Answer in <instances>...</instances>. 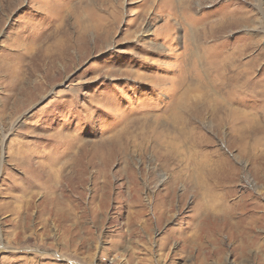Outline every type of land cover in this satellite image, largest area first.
Instances as JSON below:
<instances>
[{
    "label": "rangeland",
    "instance_id": "rangeland-1",
    "mask_svg": "<svg viewBox=\"0 0 264 264\" xmlns=\"http://www.w3.org/2000/svg\"><path fill=\"white\" fill-rule=\"evenodd\" d=\"M263 131L264 0H0V264H264Z\"/></svg>",
    "mask_w": 264,
    "mask_h": 264
},
{
    "label": "bare ground",
    "instance_id": "bare-ground-1",
    "mask_svg": "<svg viewBox=\"0 0 264 264\" xmlns=\"http://www.w3.org/2000/svg\"><path fill=\"white\" fill-rule=\"evenodd\" d=\"M220 30H221V29H220ZM215 31H216V30H215ZM223 32H224V31H223ZM196 38H197V37H196ZM207 44H208V43H207ZM208 45H210V44H208ZM212 46H213V45H212ZM200 47H202V46H200ZM205 47H206V46H205ZM207 47H209V46H207ZM210 47H211V45H210ZM210 47H209V48H210ZM193 52H194V51H193ZM195 52L197 53V51H195ZM201 53H202V52H201ZM191 54H192V53H191ZM193 55H194V54H193ZM196 56H197V55H196ZM196 56H195V57H196ZM211 56H212V54H211ZM211 58H213V57H211ZM221 60H222V59H221ZM200 61H201V60H200ZM217 61H218V60H217ZM219 61H220V60H219ZM220 63H221V62H220ZM223 63H225V62H223ZM230 64H231V63H230ZM230 64H229V65H230ZM222 65H223V64H222ZM219 66H220V65H219ZM231 66H232V65H231ZM194 67H195V66H194ZM221 67H222V66H221ZM199 68H200V67H199ZM223 68H224V66H223ZM226 70H228V65L225 66V71H226ZM231 70H232V69H231ZM231 70H230V71H231ZM202 71H203V70H202ZM219 71H220V70H219ZM222 72H223V71H222ZM219 73H220V72H219ZM226 73H227V71H226ZM229 75H230V74H229ZM221 76H222V75H221ZM226 77H227V76H225V78H223V81H227V78H226ZM230 77H232V76H230ZM236 77H237V76H236ZM210 78H211V77H210ZM215 79H216V78H215ZM219 79H220V78H219ZM192 80H193V79H192ZM229 80H230V78H229ZM219 81H220V80H219ZM216 82H217V81H216ZM213 83H214V82H213ZM223 84H224V83H223ZM213 89H214V88H213ZM214 90H215V89H214ZM219 93H220V92H219ZM211 99H212V98H211ZM215 99H216V98H215ZM217 99H218V98H217ZM219 99H220V98H219ZM222 101L224 102L223 99H222ZM225 103H226V102H225ZM205 104H206V103H205ZM210 105H211V104H210ZM214 106H215V105H214ZM214 106H213V107H214ZM225 106H226V105H225ZM215 107H216V106H215ZM219 107H220V106H219ZM219 109H220V113L223 114V113L225 112V110L223 109V105H222V104H221V107H220ZM226 109H227V108H226ZM211 110H212V109H211ZM205 111H206V110H205ZM222 114H221V115H222ZM222 116H223V115H222ZM225 118H226V117H225ZM238 129H239V128H238ZM218 130H219V129H218ZM263 132H264V131H263ZM261 155H262V154H261Z\"/></svg>",
    "mask_w": 264,
    "mask_h": 264
}]
</instances>
